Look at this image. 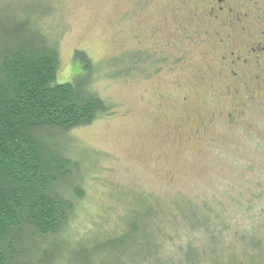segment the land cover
<instances>
[{
	"label": "rangeland",
	"instance_id": "374dc122",
	"mask_svg": "<svg viewBox=\"0 0 264 264\" xmlns=\"http://www.w3.org/2000/svg\"><path fill=\"white\" fill-rule=\"evenodd\" d=\"M47 1L56 82H72L80 72L74 51H82L99 66L92 90L114 106L61 139L81 164L84 192L65 230L70 241L116 236L130 207L144 213L153 201L170 206L187 195L206 199L204 192L225 199L226 191L217 193L223 182L235 181L227 193H237L240 177L263 166L257 145L264 143V59L232 77L223 46L211 37L232 34L228 50H241L261 41L264 23L243 32L217 28L185 0H0V12ZM136 54L147 61L109 77L122 69L110 61L129 63ZM245 250L239 246L238 260H246ZM263 253L261 247L260 261L250 264H264ZM107 256L94 263H117Z\"/></svg>",
	"mask_w": 264,
	"mask_h": 264
},
{
	"label": "trees",
	"instance_id": "16d2710c",
	"mask_svg": "<svg viewBox=\"0 0 264 264\" xmlns=\"http://www.w3.org/2000/svg\"><path fill=\"white\" fill-rule=\"evenodd\" d=\"M42 4L0 12V264H95L106 255L116 264L260 261L263 161L240 177L237 193H227L235 181H222L217 193L226 191L225 199L204 192L206 199L187 195L170 206L153 201L144 213L130 207L114 237L81 242L65 236L84 192L81 164L61 139L114 106L92 90L99 66L82 51H74L80 72L72 82H56L59 53L45 30L52 9L49 1ZM145 61L138 54L129 63L110 61L122 69L109 77L127 76ZM257 151L262 157L264 143ZM239 246L247 248L246 260L236 257Z\"/></svg>",
	"mask_w": 264,
	"mask_h": 264
},
{
	"label": "flooded vegetation",
	"instance_id": "af4514ba",
	"mask_svg": "<svg viewBox=\"0 0 264 264\" xmlns=\"http://www.w3.org/2000/svg\"><path fill=\"white\" fill-rule=\"evenodd\" d=\"M185 3L195 7L203 19L219 25L217 28L228 30L236 26L243 32L248 31L247 26L253 28L254 24L264 23V0H185ZM224 33L226 32L216 33L211 39L215 45L223 46L221 60L228 62L230 76L239 77V72L235 69H248L252 64L258 67L260 61L264 59V32H256L260 42L244 45L241 50L236 47H230L228 50L227 45L232 41V34ZM253 79H259V76L255 75Z\"/></svg>",
	"mask_w": 264,
	"mask_h": 264
}]
</instances>
